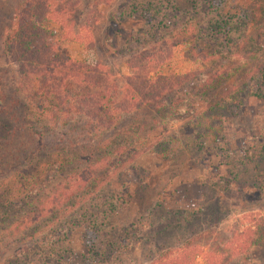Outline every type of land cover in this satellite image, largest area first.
Segmentation results:
<instances>
[{"label": "trees", "instance_id": "1", "mask_svg": "<svg viewBox=\"0 0 264 264\" xmlns=\"http://www.w3.org/2000/svg\"><path fill=\"white\" fill-rule=\"evenodd\" d=\"M113 1L94 0V10L102 5L109 9ZM78 3L22 0L1 38V52L14 72L10 92L22 98L15 102L27 111L21 131L31 147L21 144L14 155H7L15 130L0 115V264H61L70 258L69 239L78 230L113 236L119 230L118 236L126 243L121 249L143 239L134 210L128 222L117 221L129 206L128 188L123 186L126 172L140 174L143 169L137 162L145 153L162 164L178 153L180 139L158 119L176 120L177 112L184 110L183 117L190 115L191 122L197 123V101H205L224 73L232 75V70L213 71L207 66L177 72L172 60L179 48L186 61L212 64L221 60V47L229 48V42L236 39L231 48L246 52L250 69L243 70L234 91L244 96L230 95L231 100H264V54L259 55L247 33L249 23L264 29V0L249 4L242 17L237 11L203 21L195 19L200 12L193 1L189 7L178 8L180 16L175 21L176 0H122L121 11H109V26L134 21L142 14L153 21L136 28L135 36L128 38H117L118 31L105 28L102 48L113 61L110 66L74 59L62 50L60 44L70 42L87 50L95 47L94 29L102 11L97 9V16L81 24ZM204 16L208 17L205 12ZM231 34L236 38H229ZM2 78L0 73V99ZM148 109L158 119L153 116L146 121L140 116ZM218 129L221 123L209 128L205 137L214 142L220 135ZM49 137H57L54 145L47 143ZM263 152L264 142L248 149L246 156L251 160ZM228 164L233 170L234 164ZM151 212L146 222L150 228L166 220L171 226L185 225L197 221L200 214L193 209L174 210L155 217ZM162 230L153 236H161ZM132 233L136 238L130 239ZM259 233L251 223L240 224L223 249H203L194 239L164 248L155 244L158 250L148 264H197L199 256L204 264H240L247 259V264H264V235ZM259 246H263L258 251L262 256L253 260ZM106 248L113 251L118 246L109 243ZM106 259L102 252L94 263Z\"/></svg>", "mask_w": 264, "mask_h": 264}, {"label": "rangeland", "instance_id": "2", "mask_svg": "<svg viewBox=\"0 0 264 264\" xmlns=\"http://www.w3.org/2000/svg\"><path fill=\"white\" fill-rule=\"evenodd\" d=\"M176 1L178 3L177 11H172L175 21L179 20L180 16L178 8L181 10L183 7H189L190 1L194 2L200 12L195 16V19L203 21V18L208 19L212 16L218 19L220 13L224 16L229 12L237 11H240L237 13L238 16L242 17L248 11L249 4L255 0ZM77 2L79 3L76 14L78 22L81 24L86 18L92 20L94 16H97V9L102 13L100 12L99 22L94 29V49H84L76 42L60 44L62 50L74 59L88 62L100 61L110 66L113 61L102 48L106 38L105 28L107 27L111 32L118 31L117 38H128L129 35L135 36L136 28L146 26L153 21L151 16L142 14L141 19L116 23V25L111 23L109 26L108 13L117 8L121 11L122 0H114L109 9L102 5L96 7L95 10L94 0H77ZM21 4L22 0H0V73L3 76L4 84L0 99V115L9 120L15 130L7 155L12 153L14 155L15 151L21 148V144H26L27 149L31 147L27 143V137L21 131L23 124L21 120L24 112L27 111L24 107V111L20 110L21 102H15L16 98L21 100L22 98L13 96L10 92L13 89L11 87L14 77L13 67L1 52V38H3L4 29L9 24L10 17L20 8ZM204 12L208 17L204 16ZM54 30L57 31V29ZM263 30H257L252 27V24H248L247 33L255 40L259 55L264 54ZM229 38L236 37L231 34ZM236 42V39L229 42L230 51L227 47H221V60L212 64L199 60L186 61L183 49L179 48L175 51L172 64L177 72L197 70L205 66L211 67L213 71H218L221 68L232 70V75L224 73L221 82L210 89L204 102L203 99L197 101L194 107L197 110L194 115L197 123L191 122L190 115L183 117L186 114L184 110L177 112L176 120L166 116L158 119L153 109H148L143 113L144 115H140L145 117L146 121L154 116L163 122V128L166 127L167 131L176 133L175 135L178 136L182 144L178 153L167 159L166 163L155 162L151 155L145 153L137 162L139 169H143L140 171L141 173L128 171L125 174L123 186L128 188L127 195L129 196L125 199H128L129 206L128 204L126 206L127 212L125 209L119 213L117 221L128 222L127 216L136 213L135 218L139 222L138 230L143 232L139 235H142L143 239L140 242L135 241V245L130 243L129 246L121 249L126 243L118 236L119 230L114 232V236L109 233L104 234L102 231L78 230L69 239V247L72 250L70 258L61 264H97L94 263L95 259L101 257L102 252L104 255L106 254L107 259L99 264H148L154 251L156 252L158 248L176 243H186L191 239L196 240V244L203 249L211 247L223 249L232 230L243 223H251L252 226L254 225L257 235L260 234L259 232L264 235V152L262 157L256 155L251 160L246 156L248 149H257L264 142V100L243 97L240 100H231L230 95L244 96V92L236 94L239 90L234 91L241 81L239 77L243 70L250 69V65L246 61V52L231 48ZM219 45L223 46L221 43ZM122 71L127 72L125 67L122 68ZM220 123L221 129H218L220 135L216 140L213 142L208 137L206 138L205 133L209 128ZM207 126L208 128H206ZM56 138L49 137L47 143L54 145ZM230 162L234 164L233 170L228 167ZM252 185L254 187H251ZM132 190L135 191L134 194L131 193ZM190 209L200 213L197 221L171 226L170 220H166L165 223L154 228L146 225L147 219H150L148 211H152L150 214L155 217H160L159 215H165V213L174 210ZM201 209H203L202 212H200ZM131 220H134V217ZM144 223L145 229L143 228ZM163 227L164 230H162ZM159 229L163 231L162 235L153 236ZM136 234L132 233L130 239ZM9 238L6 241L8 243L11 241ZM109 243L114 244V248L117 245L118 248L113 251L107 250L106 247ZM155 244L159 247H154ZM262 248L263 246L255 248L253 260L262 256L258 252L262 251ZM248 260L242 261L240 264H247ZM197 264H204L200 256L197 257Z\"/></svg>", "mask_w": 264, "mask_h": 264}]
</instances>
